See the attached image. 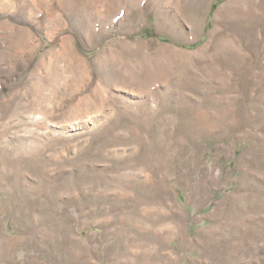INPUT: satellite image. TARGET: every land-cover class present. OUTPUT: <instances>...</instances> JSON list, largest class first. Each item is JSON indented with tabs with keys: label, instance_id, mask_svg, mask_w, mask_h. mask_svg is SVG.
<instances>
[{
	"label": "rangeland",
	"instance_id": "374dc122",
	"mask_svg": "<svg viewBox=\"0 0 264 264\" xmlns=\"http://www.w3.org/2000/svg\"><path fill=\"white\" fill-rule=\"evenodd\" d=\"M0 264H264V0H0Z\"/></svg>",
	"mask_w": 264,
	"mask_h": 264
},
{
	"label": "bare ground",
	"instance_id": "6f19581e",
	"mask_svg": "<svg viewBox=\"0 0 264 264\" xmlns=\"http://www.w3.org/2000/svg\"><path fill=\"white\" fill-rule=\"evenodd\" d=\"M94 95V94H93Z\"/></svg>",
	"mask_w": 264,
	"mask_h": 264
}]
</instances>
